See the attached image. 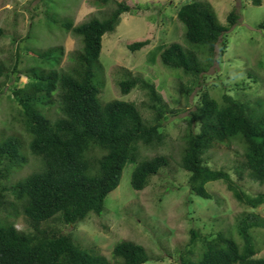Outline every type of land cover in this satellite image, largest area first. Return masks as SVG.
Instances as JSON below:
<instances>
[{"label": "trees", "instance_id": "trees-1", "mask_svg": "<svg viewBox=\"0 0 264 264\" xmlns=\"http://www.w3.org/2000/svg\"><path fill=\"white\" fill-rule=\"evenodd\" d=\"M94 1L114 6L102 17L93 16L78 24L55 14L49 16L80 40V48L69 55L66 67H53L63 55L60 46L29 51L39 63L47 64L46 68L21 69L20 54L11 69L0 60V88L4 79L14 78L11 92L18 104L16 120L24 132L0 138V212L19 207L30 227L19 230L15 223L0 218V264H113L97 246H84L73 234L49 222L54 219L75 226L91 215L100 216L107 195L119 186L128 163L135 165L131 187L141 191L173 159L158 152L143 155L145 149L158 150L166 144L162 121L174 112L156 85L127 69L117 81L122 95L135 88L145 91L147 101L142 104L150 112L146 118L133 101H102V88L95 80L102 71L103 37L115 32L122 14L137 12L141 5L125 0ZM252 3L260 5L261 0ZM176 18L184 25L183 38L188 46L178 42L165 45L160 62L182 73L187 86L181 81L179 89L189 97L201 86L203 73L226 52V33L239 15L232 10L223 25L209 2L195 0L183 3ZM260 26L264 27V21ZM3 32L0 28V36ZM149 44L150 39L138 40L128 43L127 48L135 52ZM22 74L28 81L18 87ZM246 85L250 87H242ZM197 92L198 101L188 111L177 161L188 173L191 194L211 199L207 185L223 181L238 202L257 209L264 203V192L247 193L228 171L210 167L207 154L216 145L239 140L244 153L243 159L236 161L234 172L239 180L249 177L264 185V100L256 98L252 102L224 94L220 103L206 89ZM54 107L56 116H51L49 111ZM30 157L37 166L11 181L16 170L30 163ZM255 228H264V218L250 212L238 219L243 243L223 231L202 239L191 229L192 241L200 237L204 248L198 256L181 252L180 264H264L251 235ZM112 257L117 264H143L151 259L143 245L131 240L118 242Z\"/></svg>", "mask_w": 264, "mask_h": 264}, {"label": "rangeland", "instance_id": "rangeland-1", "mask_svg": "<svg viewBox=\"0 0 264 264\" xmlns=\"http://www.w3.org/2000/svg\"><path fill=\"white\" fill-rule=\"evenodd\" d=\"M125 1L141 5V10L122 14L115 32L103 37L102 71L95 79L102 88L100 98L104 102L114 99L133 101L149 118L150 112L142 104L147 101L145 91L135 88L130 94L122 95L117 81L120 73L127 69L154 83L163 101L174 112L162 121L166 144L158 150L145 149L143 155L154 156L158 152L173 159L169 166L153 175L148 186L141 191L131 187V173L135 165L128 163L119 186L107 195L100 216L91 215L75 226L64 225L54 219L49 223L52 227L70 232L84 246H97L113 264H117L112 257L113 247L123 240L134 241L146 248L151 259L143 264H180L181 252H194L198 256L204 248L201 238H213L218 231L230 233L243 243L238 234L239 217L255 212L264 218V203L257 209L249 208L237 201L223 181L207 185L211 199L197 197L191 194L188 173L178 166L177 161L182 136L187 128L188 111L193 110L198 101L197 91L208 90L220 103L224 94L247 98L252 102L256 98L264 100V27L260 26L264 21V0L260 5H254L253 0H200L212 5L223 25L228 13L234 9L239 19L226 33V52L203 73L201 86L196 87L189 97H185L179 89L181 81L187 86L186 78L180 71L161 64L160 51L172 42L188 46L183 38L184 25L176 18V13L183 3L195 0ZM113 6L111 3L97 4L94 0H0V28L4 31L0 36V60L11 69L20 54L21 69L46 68L48 65L39 63L29 51L60 46L63 55L53 67H66L69 55L79 49L81 43L79 38L58 27L49 16L55 14L78 24L93 16L102 17ZM144 39H150L145 49L131 52L127 48L128 43ZM27 81L22 74L18 87L25 86ZM13 83V77L4 79L0 88V138L10 134L24 135L16 120L18 104L12 97ZM243 84L250 87H242ZM261 109L264 110V107ZM49 114H55V107ZM243 153L244 147L237 139L216 145L207 154L208 165L228 171L231 179L249 194L264 192V185L249 177L239 180L234 172L233 167L236 161L243 159ZM36 166L37 163L30 157V163L16 170L11 181L26 176ZM10 199L13 200L12 197ZM0 218L15 223L19 230L30 229L19 207L0 212ZM191 229L199 232L201 238L192 241ZM251 235L258 256L264 257V228L252 229Z\"/></svg>", "mask_w": 264, "mask_h": 264}, {"label": "bare ground", "instance_id": "bare-ground-1", "mask_svg": "<svg viewBox=\"0 0 264 264\" xmlns=\"http://www.w3.org/2000/svg\"><path fill=\"white\" fill-rule=\"evenodd\" d=\"M186 94V93H185ZM161 110V109H160Z\"/></svg>", "mask_w": 264, "mask_h": 264}]
</instances>
